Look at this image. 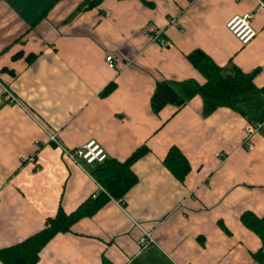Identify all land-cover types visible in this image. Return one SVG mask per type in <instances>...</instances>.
<instances>
[{
  "label": "crops",
  "instance_id": "0c3cea01",
  "mask_svg": "<svg viewBox=\"0 0 264 264\" xmlns=\"http://www.w3.org/2000/svg\"><path fill=\"white\" fill-rule=\"evenodd\" d=\"M87 6V0H0V84L23 104L0 107V250L44 230L61 209L74 213L100 194L94 166L61 147L96 142L120 162L146 147L132 166L138 183L56 235L37 264H261L262 241L241 216H264V94L237 97L233 107L210 115L201 97L160 113L152 98L160 82L206 83L188 59L197 50L226 76L254 73L263 89L264 1ZM246 13L257 36L242 45L227 23ZM109 54L117 69L109 68ZM249 122L263 123L251 151L243 146ZM172 147L190 163L184 182L164 163ZM145 231L156 242L143 248Z\"/></svg>",
  "mask_w": 264,
  "mask_h": 264
},
{
  "label": "trees",
  "instance_id": "16d2710c",
  "mask_svg": "<svg viewBox=\"0 0 264 264\" xmlns=\"http://www.w3.org/2000/svg\"><path fill=\"white\" fill-rule=\"evenodd\" d=\"M101 1L87 0V8L94 7ZM83 9L84 7L80 10ZM188 59L204 76L206 83L200 85L194 80L158 83L152 98V106L156 113H160L167 105L176 104L181 108L195 97H201L204 103V114L210 115L220 108L233 107V101L237 97L246 94H264V88L258 89L254 84V73H244L237 69L233 76H226L223 68L200 50L192 52ZM114 88V84L109 85L101 96H108ZM147 153L148 149L143 147L134 152L125 162L107 157L103 162L86 163V165L94 166L92 177L103 188L99 196L96 199L91 197L74 213L66 214L61 209L55 217L47 220L44 230L22 243L0 250V261L3 264H37L41 251L56 235L69 232L76 222L94 214L106 201L122 200L126 196L138 183L132 166ZM164 163L181 182H184L191 172L187 157L176 147L170 149ZM241 222L261 239L262 248L256 254V259L264 264V216L258 217L252 212H245L241 216Z\"/></svg>",
  "mask_w": 264,
  "mask_h": 264
},
{
  "label": "built area",
  "instance_id": "2783aa9c",
  "mask_svg": "<svg viewBox=\"0 0 264 264\" xmlns=\"http://www.w3.org/2000/svg\"><path fill=\"white\" fill-rule=\"evenodd\" d=\"M252 22H253V15L250 13H246L231 18V20L227 23V28L241 42L242 45H248L257 36V32L253 28ZM153 40L155 42H158L163 47H166L168 45L164 40L160 39L159 36L154 37ZM106 61L110 69H117L118 67L117 59L113 54H109L106 58ZM2 90H3V96L0 97V107L6 105H17L23 108L22 102L13 92H11L5 86H2ZM262 127H263V123L260 122L259 123L249 122L246 125V128L244 130L245 139L243 142V146L246 147V149H248L249 151H251L254 148L251 142L252 137ZM50 140L60 145L55 135L50 136ZM61 147L70 159L74 161L82 160L87 164H93L95 162H103L108 157L105 151L100 147V145L96 144V142H90L89 144L83 146L82 148H78L76 150H69L63 148V146ZM220 156H221L220 154L217 155V157ZM100 191H103L102 187ZM98 195L99 192L95 194L93 197L96 198ZM155 242L156 240L154 239L153 235L147 231L144 232L143 236L140 239V244L143 248H146Z\"/></svg>",
  "mask_w": 264,
  "mask_h": 264
}]
</instances>
